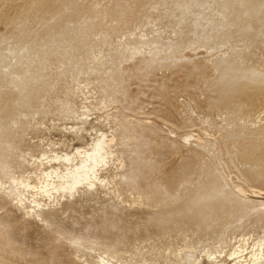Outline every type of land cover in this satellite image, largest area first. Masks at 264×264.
I'll return each instance as SVG.
<instances>
[{
  "label": "rangeland",
  "instance_id": "obj_1",
  "mask_svg": "<svg viewBox=\"0 0 264 264\" xmlns=\"http://www.w3.org/2000/svg\"><path fill=\"white\" fill-rule=\"evenodd\" d=\"M101 135L94 186L9 194ZM0 182V264L264 250V0H0Z\"/></svg>",
  "mask_w": 264,
  "mask_h": 264
},
{
  "label": "bare ground",
  "instance_id": "obj_2",
  "mask_svg": "<svg viewBox=\"0 0 264 264\" xmlns=\"http://www.w3.org/2000/svg\"><path fill=\"white\" fill-rule=\"evenodd\" d=\"M235 107H237L236 101L226 100L223 109L232 111V109H234ZM260 115L257 116V119L260 117ZM107 137L108 135L107 136L101 135L97 137L94 142H92L89 148L78 147L75 149V151L69 153L66 152V153L58 154L53 151L52 153L45 151L44 153H42L39 164L36 165V169L34 171L35 174H37L36 179L35 178L34 180L30 178L15 179L11 183L9 188H7L9 194L11 196L13 195L16 201H18V203L22 205L25 204L26 200H29L30 204H36L37 206H40L42 202L35 195L25 196L26 194L24 195L23 191L28 189H34V190L37 189L39 193L48 195L49 198H52L57 196V195L54 196V194L73 195V193H75V190H77L79 187L83 185H88L89 187L94 186L97 182L96 180L98 179L101 180L98 175L99 171L101 170L99 167L105 165L107 163L109 156L111 155V152L109 151V147L111 145L112 139ZM43 159H47V162H45ZM54 162H58V164L56 163L54 164ZM182 168L183 166L179 167V170H181ZM206 174L211 175L213 179L217 180L216 173L208 172ZM215 185L219 186L220 184L216 182ZM241 190H243L242 187ZM61 195H60L61 198L64 197ZM29 207H31V205ZM33 207H35V205ZM30 211L31 210H29V213H31ZM37 215L40 216V213L39 214L37 213ZM257 247L258 246H256V250L253 249L254 251L251 252L249 256H244L242 249L239 247H235V249H233L234 251L231 253L232 256H235L234 257L235 264L263 263L264 250L262 249L261 244L259 246L261 248H257ZM94 249H98L102 251L101 255L96 259L98 261V264H119V263H114V259L117 258L119 259L118 257L119 252L114 250V248L113 249L106 248L101 250V248L94 246ZM212 255L214 256V253ZM189 260L192 261V264L197 262L196 260L193 261L192 255H189Z\"/></svg>",
  "mask_w": 264,
  "mask_h": 264
}]
</instances>
